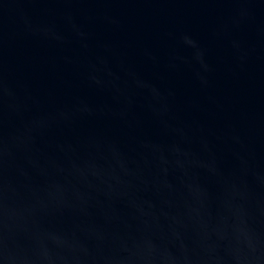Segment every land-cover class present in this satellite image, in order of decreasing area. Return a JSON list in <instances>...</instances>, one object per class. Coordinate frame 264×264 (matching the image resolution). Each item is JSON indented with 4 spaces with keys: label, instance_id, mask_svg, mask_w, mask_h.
Here are the masks:
<instances>
[{
    "label": "water",
    "instance_id": "water-1",
    "mask_svg": "<svg viewBox=\"0 0 264 264\" xmlns=\"http://www.w3.org/2000/svg\"><path fill=\"white\" fill-rule=\"evenodd\" d=\"M0 264H264V0H0Z\"/></svg>",
    "mask_w": 264,
    "mask_h": 264
}]
</instances>
